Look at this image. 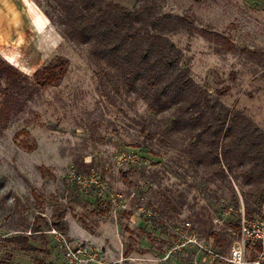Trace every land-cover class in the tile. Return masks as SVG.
I'll list each match as a JSON object with an SVG mask.
<instances>
[{
  "label": "rangeland",
  "instance_id": "obj_1",
  "mask_svg": "<svg viewBox=\"0 0 264 264\" xmlns=\"http://www.w3.org/2000/svg\"><path fill=\"white\" fill-rule=\"evenodd\" d=\"M102 1L129 11L152 4L183 19L163 32L180 66L264 133V0ZM59 61L61 81L35 86L33 75ZM0 62L25 78L0 73V106L11 108L0 119V264H225L212 256L229 255L248 205L257 213L247 220H264L241 169L223 177L196 164L191 152L206 150L170 131L87 45L63 35L55 0H0ZM256 259L249 250L247 261Z\"/></svg>",
  "mask_w": 264,
  "mask_h": 264
},
{
  "label": "trees",
  "instance_id": "obj_2",
  "mask_svg": "<svg viewBox=\"0 0 264 264\" xmlns=\"http://www.w3.org/2000/svg\"><path fill=\"white\" fill-rule=\"evenodd\" d=\"M55 2L63 35L87 45L91 55L111 68L128 91L146 103L153 115L170 121V131L206 150L197 155L196 151L191 152L196 164L204 163L214 175L223 177L241 169L245 185L256 196L255 204L264 205V133L240 112L230 110L217 99H210L192 80L189 71L180 66L182 53L163 32L183 25V19L160 15L152 4L129 11L116 4H103L102 0ZM187 29L192 30L188 26ZM192 31L208 40L216 38L222 46L233 47L219 36L208 37L204 30L193 28ZM248 54L259 56L250 51ZM65 67V62L59 61L36 72L34 85L39 88L55 85L63 78ZM0 73L12 83L14 76L21 75L5 62H0ZM24 79L19 77V80ZM16 87L18 92L24 86L17 82ZM10 102L14 106L20 104L17 98ZM10 110L8 105H1L0 119ZM142 131L144 133L146 128ZM245 211L246 217L257 213L249 205ZM235 229H239V225ZM211 235L216 245L223 248L224 241L218 235ZM19 244L22 250H27L23 247L24 240Z\"/></svg>",
  "mask_w": 264,
  "mask_h": 264
},
{
  "label": "built area",
  "instance_id": "obj_3",
  "mask_svg": "<svg viewBox=\"0 0 264 264\" xmlns=\"http://www.w3.org/2000/svg\"><path fill=\"white\" fill-rule=\"evenodd\" d=\"M123 157V159L127 157V159L131 162H137L135 156L123 155ZM76 179L80 180L81 177L77 176ZM54 233L57 234L55 231ZM238 236L239 240L234 243L227 257L213 255L212 258L218 259L219 261H224L225 264H260L262 261H264L263 219L257 217L251 220H247L245 218L244 213L242 212L238 229ZM189 242L193 241L189 240ZM200 249L205 251L208 255H212L206 248L200 247ZM65 250L67 259H69L70 261H72V259H76L75 253L73 252V250H71L69 246H66ZM249 250H255L256 252L257 259L254 262L247 261V252Z\"/></svg>",
  "mask_w": 264,
  "mask_h": 264
}]
</instances>
